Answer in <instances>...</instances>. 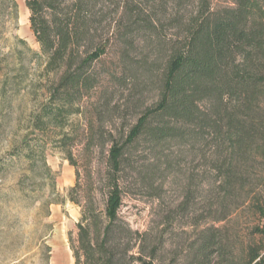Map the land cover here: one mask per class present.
<instances>
[{
  "label": "trees",
  "instance_id": "16d2710c",
  "mask_svg": "<svg viewBox=\"0 0 264 264\" xmlns=\"http://www.w3.org/2000/svg\"><path fill=\"white\" fill-rule=\"evenodd\" d=\"M25 5L39 49L15 36L20 46H15L13 65L21 66L25 55L36 62L44 58L43 72L53 76L48 77L44 98L30 115L28 132L10 150V160L24 159L26 170L48 181L51 196L41 205L45 216L50 213L49 206L58 202L54 175L46 161V139L51 137L53 147L75 167V182L65 197L79 207L80 214L74 229L67 232L74 264H160L155 232L132 228L121 214L126 195L124 175L135 167L131 157L136 145L144 143L151 155L148 165L155 167L172 145L195 149L207 135L216 146L226 145L232 158L254 143V131L264 129V120L253 114L264 110L260 105L264 100V0H158L151 5L144 20L146 30L158 35L151 17L161 9L169 11L163 17L176 24L180 37L164 47L156 101L133 122L109 132L104 164L98 168L89 158L98 146L92 121L88 119L83 130L69 128L70 115L86 109L97 115L100 105L94 93L103 87L102 73L107 82L123 85L128 75H136L141 67L151 74L156 60L149 65L137 61L136 66L118 71L104 66L99 74L95 64L104 62L115 38L113 0H25ZM0 15L14 20L16 0H0ZM109 105L110 101L105 104ZM78 157L85 161L79 163ZM165 162L172 166L171 159ZM220 168L219 187L224 191V184L226 189L234 186L235 173ZM133 171L135 175L137 168ZM253 202L258 221L242 244L241 264H264V201L256 197ZM46 227L52 230L51 223ZM216 232L217 227L212 226L200 233L194 249L196 264H210L215 249L229 254L221 242V248H215L219 243ZM43 245L49 257L51 248ZM224 263L230 264L228 260Z\"/></svg>",
  "mask_w": 264,
  "mask_h": 264
},
{
  "label": "rangeland",
  "instance_id": "374dc122",
  "mask_svg": "<svg viewBox=\"0 0 264 264\" xmlns=\"http://www.w3.org/2000/svg\"><path fill=\"white\" fill-rule=\"evenodd\" d=\"M113 1L111 18L115 38L104 62L95 64V68L101 74L100 68L104 66L118 71L136 66L135 62L142 60L148 65L156 60V66L151 74L147 67H141L136 75H128L123 85L107 82L102 73L103 87L94 93L100 105L97 115L89 109L70 115L69 128L83 130L88 119L93 123L98 146L89 158L95 168L104 164L109 132L115 133L122 125L133 122L145 107L156 101L164 47L180 37L176 24L163 17L169 11L165 13L161 9L151 17L158 26V35L146 30L144 20L158 0ZM16 2L14 20L0 15V264H74L67 232L74 229L80 214L79 207L65 197L75 182V167L60 149L53 147L51 137L47 138L46 161L54 175L58 202L49 206L50 213L45 216L46 209L41 205L51 196L48 181L26 170L24 159L10 160V150L28 132L30 115L44 98L48 77L53 76L43 72L44 58L36 62L25 55L21 66L14 67L15 46H20L15 36L24 38L32 49H39L28 23L25 0ZM5 78L8 82L2 83ZM108 101L110 105L106 107ZM260 105L264 107L263 99ZM253 114L264 120V110L257 109ZM47 133L51 135L50 130ZM254 133V143L234 158L226 145L216 146L211 135H207L195 149L172 145L155 167L148 165L152 163L151 155L144 143L136 145L131 157L135 167L127 169L124 175L127 182L121 214L132 228L155 232L160 244V264H196L194 249L199 244L198 237L212 226L217 227L219 241L215 248H221V242L229 254H220L215 249L209 256L210 264H225V260L241 264L242 244L252 224L258 221L253 215V200L259 197L264 201V129ZM75 152L77 156L78 151ZM166 158L171 159L172 166H166ZM78 160L85 161L80 157ZM139 162L144 165L137 166ZM218 166L221 172L235 173L236 181L230 189L225 184V190L220 189ZM134 168H137L135 175ZM187 197V204L182 206ZM47 223H51L50 232ZM43 244L51 248L49 257Z\"/></svg>",
  "mask_w": 264,
  "mask_h": 264
}]
</instances>
